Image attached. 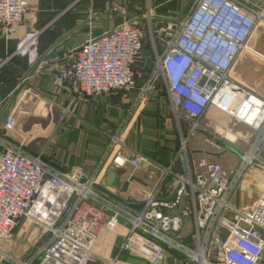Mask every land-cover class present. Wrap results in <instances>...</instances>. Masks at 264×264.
<instances>
[{"label":"built area","instance_id":"2783aa9c","mask_svg":"<svg viewBox=\"0 0 264 264\" xmlns=\"http://www.w3.org/2000/svg\"><path fill=\"white\" fill-rule=\"evenodd\" d=\"M27 0H0V32L18 34L28 12ZM183 19L165 20L149 6L143 16L128 15L111 31L90 38L62 57L43 61L39 40L45 29L20 36L13 55L26 56L36 73L49 71L53 85L76 97L95 99L113 92L137 88V63L145 62L146 39L155 50L153 67L139 88L141 103L166 90L170 110L180 126L187 171L174 172L141 153L132 158L122 152L121 136L112 138L106 162L159 171L155 185L144 191L143 206L132 213L108 200L101 191L100 172L83 169L60 173L39 154L24 148L31 141L2 143L0 148V244L11 240L20 218L35 221L44 240L13 264H90L102 226L112 232L124 223L128 232L122 249L150 263L159 264L176 249L195 264H263L264 262V97L238 80L235 69L245 55L254 56L250 40L264 22L259 9L243 0H194ZM157 43L163 51L157 50ZM149 61V60H148ZM34 92L29 88L27 93ZM231 115L256 135L248 147H240L235 131L204 124L211 108ZM6 133L18 123L15 112L7 116ZM183 124L186 125L184 132ZM231 128V127H230ZM229 128V129H230ZM234 130V129H233ZM199 131H207L198 162L189 165L187 144ZM234 133L235 139L228 134ZM234 151L238 165L229 168L209 158V151ZM255 171L263 195L249 207L232 205L233 195ZM177 189L175 201L159 196L166 179ZM231 215V216H230ZM194 224L190 247L183 241L186 219ZM222 230L228 232L224 238ZM0 253V263L3 261ZM6 261V260H4ZM105 264H118L117 259Z\"/></svg>","mask_w":264,"mask_h":264},{"label":"crops","instance_id":"0c3cea01","mask_svg":"<svg viewBox=\"0 0 264 264\" xmlns=\"http://www.w3.org/2000/svg\"><path fill=\"white\" fill-rule=\"evenodd\" d=\"M245 1L259 9L264 7V0ZM193 2L194 0H27L28 12L18 34L7 37L0 32V148L4 142H27L25 131L29 135L31 132L40 133L44 137L37 142L40 144V151L43 150L46 154L42 159L48 167L64 174L78 168L90 176L100 172L103 195L132 213L139 212L144 191L156 184L158 172L146 167L134 169L130 165L114 167L111 161L106 162L114 136H121L124 143L122 153L129 158L141 153L163 166H172L178 174L185 173L188 169L181 149L180 126L170 110L171 99L166 90H153L154 97L144 103L139 100V88L145 84L154 64L155 50L151 40L148 38L145 42L144 50L148 59L136 65L140 73L137 88L128 94L115 91L95 99H79L65 87L56 88L49 71L36 73L28 57L12 56L13 51L20 36L37 28L45 29L39 40L41 59L46 61L62 57L88 39L119 26L128 15L143 16L149 6L160 19L178 21L186 17ZM250 46L254 48V56L245 55L241 58L235 75L256 94L264 97V22L253 33ZM157 50L162 52L163 45L157 43ZM30 87L34 92L29 94L27 90ZM14 112L18 123L15 130L8 134L5 131L6 118ZM219 112L218 110L216 113ZM215 121L214 126L223 128L220 119ZM186 128L183 124L184 132ZM236 128V133L242 132ZM246 129H243L245 133L250 134L252 130L249 127ZM208 135L209 132L201 131L197 140H191L187 144L189 165L194 166L203 149H207L203 140ZM31 144L32 141L24 149L28 153L38 154L36 147ZM209 152L210 159L215 157L214 161H220L229 168L238 165L239 161L231 155L232 151ZM255 175L254 170L249 173L235 196L234 201L241 208L252 206L263 195L259 191ZM173 191L169 178L158 193L161 198L166 199ZM126 203L134 204L133 208ZM20 219L14 237L0 244V253L4 257L0 264H7L4 260L10 262L12 259L24 258L34 246L44 240L40 225L30 219ZM127 232L128 226L124 223L112 232L102 226L93 247L96 257L90 264H105L110 259H117L118 264H153L122 249ZM183 232V241L190 247L194 246L192 218L186 219ZM227 234L226 230H222L224 238ZM167 249V258L159 264H195L182 252Z\"/></svg>","mask_w":264,"mask_h":264},{"label":"rangeland","instance_id":"374dc122","mask_svg":"<svg viewBox=\"0 0 264 264\" xmlns=\"http://www.w3.org/2000/svg\"><path fill=\"white\" fill-rule=\"evenodd\" d=\"M215 107H214V109L213 108H211L209 111V113L207 114L208 116L205 118V120H204V124L208 127V128H213V126H214V123L216 122L215 120H217V119H220L222 122H221V125H222V127L225 129V130H229V131H234L235 130V128H236V130H241V131H239V132H241V133H236V132H234L236 135H238V142H239V144H240V147H243V148H245V147H248V145H249V143L251 142V139H253L254 137H255V135H256V133L252 130L251 131V135L250 134H248L249 132H247V133H245V131L244 130H247L246 129V126L244 125V124H242L241 122H238L234 117H232L231 115L229 116V115H227V114H224V113H221V112H219L218 114L216 113V112H218V110H215ZM212 111H214L213 113H211ZM225 119V120H224ZM231 127V128H230ZM245 127V128H244ZM230 128V129H229ZM234 129V130H233ZM244 129V130H243ZM233 133V134H234ZM27 138V142H29V141H31L32 140V144H31V146H35L36 147V149H39V145L40 144H38V142L37 141H39V140H41L40 138H42V137H44V135H42V134H40V133H37V132H31L30 133V135L25 131V134H24ZM201 135V131H199V133H198V135L195 137V138H193L192 140H197L198 139V137ZM235 135V136H236ZM34 139V140H33ZM204 141V140H203ZM34 143V144H33ZM191 143V141L189 142V144ZM206 146V148L207 149H210L207 145H205ZM210 151H212V152H214V150L213 149H211ZM228 152H231V151H228ZM231 155L233 156V157H235V158H237L238 159V161L240 160V155H238L236 152H234V151H232L231 152ZM200 157L202 156V154H200L199 155ZM200 157H197V160L200 158ZM192 159H193V157H191ZM214 159H216L215 157L213 158V159H211V160H214ZM198 162V161H197ZM228 167V166H227ZM152 171H154V169H152ZM155 171H157V170H155ZM158 172V177H159V171H157ZM237 192H238V190H237ZM237 192H235L234 193V195H233V198H232V201H231V203H232V205H234L235 207H237V208H241L240 206H238L237 204H236V202L234 201V199L236 198L235 196H237ZM26 219V218H25ZM27 221H29V219H27Z\"/></svg>","mask_w":264,"mask_h":264},{"label":"water","instance_id":"95a60500","mask_svg":"<svg viewBox=\"0 0 264 264\" xmlns=\"http://www.w3.org/2000/svg\"><path fill=\"white\" fill-rule=\"evenodd\" d=\"M263 157H264V152H263ZM176 194H177V189H175L174 191H173V193H172V195L170 196V197H168V198H166V200L167 201H171V202H173V201H175V198H176ZM129 207H132L133 208V206H134V204L132 205V204H128V203H126ZM143 206V204L141 205V207ZM5 263H7V264H13V263H11V262H8V261H4Z\"/></svg>","mask_w":264,"mask_h":264},{"label":"bare ground","instance_id":"6f19581e","mask_svg":"<svg viewBox=\"0 0 264 264\" xmlns=\"http://www.w3.org/2000/svg\"><path fill=\"white\" fill-rule=\"evenodd\" d=\"M218 130L219 131H222V129L221 128H218ZM228 138L231 140V139H235V134H233V133H229L228 134Z\"/></svg>","mask_w":264,"mask_h":264},{"label":"trees","instance_id":"16d2710c","mask_svg":"<svg viewBox=\"0 0 264 264\" xmlns=\"http://www.w3.org/2000/svg\"><path fill=\"white\" fill-rule=\"evenodd\" d=\"M39 151H40V149H36V152H38V154L40 153ZM45 156H46V154L44 153L43 154V159H44Z\"/></svg>","mask_w":264,"mask_h":264}]
</instances>
